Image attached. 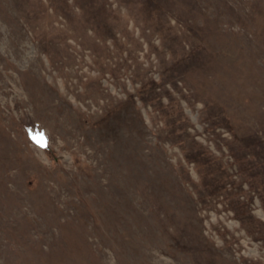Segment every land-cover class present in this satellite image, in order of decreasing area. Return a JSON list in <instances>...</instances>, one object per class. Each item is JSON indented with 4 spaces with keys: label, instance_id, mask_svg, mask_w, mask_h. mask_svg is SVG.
Masks as SVG:
<instances>
[{
    "label": "rangeland",
    "instance_id": "374dc122",
    "mask_svg": "<svg viewBox=\"0 0 264 264\" xmlns=\"http://www.w3.org/2000/svg\"><path fill=\"white\" fill-rule=\"evenodd\" d=\"M0 264H264V0H0Z\"/></svg>",
    "mask_w": 264,
    "mask_h": 264
}]
</instances>
